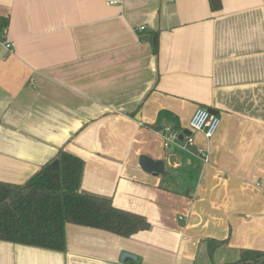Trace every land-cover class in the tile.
<instances>
[{"label":"crops","instance_id":"obj_1","mask_svg":"<svg viewBox=\"0 0 264 264\" xmlns=\"http://www.w3.org/2000/svg\"><path fill=\"white\" fill-rule=\"evenodd\" d=\"M221 3L0 0L12 48L0 38V181L22 183L65 150L83 161L80 191L150 225L124 237L67 223L64 250L0 239V264H223L264 251V0ZM198 106L217 111L215 134L163 146ZM141 154L164 170L144 171Z\"/></svg>","mask_w":264,"mask_h":264},{"label":"trees","instance_id":"obj_2","mask_svg":"<svg viewBox=\"0 0 264 264\" xmlns=\"http://www.w3.org/2000/svg\"><path fill=\"white\" fill-rule=\"evenodd\" d=\"M208 3L212 11L222 6L221 0ZM82 169L81 158L59 150L26 181H0V239L64 250L67 223L124 237L149 228L145 217L114 206L109 197L80 191ZM217 246L208 242L209 256ZM223 264H264V251L244 250L237 260Z\"/></svg>","mask_w":264,"mask_h":264},{"label":"built area","instance_id":"obj_3","mask_svg":"<svg viewBox=\"0 0 264 264\" xmlns=\"http://www.w3.org/2000/svg\"><path fill=\"white\" fill-rule=\"evenodd\" d=\"M140 29H143V26H141ZM0 38L3 39L1 43L5 48L12 50L11 43L7 39L6 29L0 30ZM219 126L220 118L216 114L210 113L206 107L198 106L189 121L190 133H179L166 128L164 132H162L163 146H169L174 143L179 145L182 149L188 150L194 142L192 132H202L206 138H210L215 134ZM195 153L204 163L208 162L209 150L207 148L197 147Z\"/></svg>","mask_w":264,"mask_h":264},{"label":"water","instance_id":"obj_4","mask_svg":"<svg viewBox=\"0 0 264 264\" xmlns=\"http://www.w3.org/2000/svg\"><path fill=\"white\" fill-rule=\"evenodd\" d=\"M208 111L212 114L217 113L216 110H212V109H208ZM189 133H190L189 130H186L184 132V134H189ZM180 137H182V136H180ZM139 165L144 171H146L148 173L157 174V173L164 170V163L162 161L154 160L151 157L144 155V154H141L139 156ZM125 258H133L134 259V256L130 253L123 252L121 255V260H124Z\"/></svg>","mask_w":264,"mask_h":264}]
</instances>
